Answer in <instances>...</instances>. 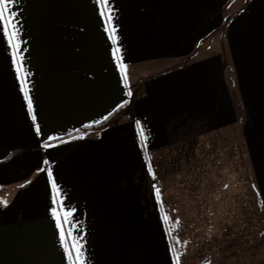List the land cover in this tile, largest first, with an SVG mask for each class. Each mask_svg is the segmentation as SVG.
<instances>
[{
  "label": "crops",
  "instance_id": "crops-1",
  "mask_svg": "<svg viewBox=\"0 0 264 264\" xmlns=\"http://www.w3.org/2000/svg\"><path fill=\"white\" fill-rule=\"evenodd\" d=\"M207 4L14 0L6 5L16 14L19 49L0 30V201L6 202L0 203V264H70L65 248L73 245L81 249L79 264H175L177 257L186 264L189 234L198 231L197 221L205 222L207 211L231 215L236 223L246 220L252 176L259 182L264 175V0L231 6L223 18L229 66L218 53L170 68L151 70L147 63L141 71H127L132 91L112 55L119 47L123 63L131 66L187 56L222 24L218 9L209 11ZM5 20L12 17L5 13ZM4 30L13 31L7 23ZM18 75L27 78L31 112ZM238 102L248 166L236 145L224 139L239 122ZM142 129L147 140L139 135ZM256 136L260 162L254 173ZM220 176L217 187L214 177ZM205 182L213 203L204 202ZM179 183L188 192L178 209L170 186ZM258 193L264 215V180ZM227 195L231 204L218 209L216 203ZM189 201L197 202L196 212L186 211ZM230 228L194 242L208 255L197 264H264V245L208 258L213 242L222 250L237 247L227 235L238 231ZM243 230L241 242L250 238L247 226ZM76 256L72 250L71 261Z\"/></svg>",
  "mask_w": 264,
  "mask_h": 264
},
{
  "label": "rangeland",
  "instance_id": "rangeland-1",
  "mask_svg": "<svg viewBox=\"0 0 264 264\" xmlns=\"http://www.w3.org/2000/svg\"><path fill=\"white\" fill-rule=\"evenodd\" d=\"M231 1V3H230ZM239 4L237 5V0H204V2L208 3V9L209 11H212L214 8H217L218 11L220 12L219 19L222 18V24L219 28H214L211 29L209 32H207L208 34H206L205 36V40L204 42L202 41H198L196 42L194 49L192 50L190 48L189 54L187 56H180V57H176L173 60V63H171L168 59L163 60L158 62V64H154L153 65V61L150 62H146V60H142L138 63H135L133 66H131V64H126L127 65V71H129L131 68H134L136 71H141L144 67H146L147 63H151L152 67L150 68L151 70L153 69V66L155 69H161L162 67H175L176 65L188 62L194 58H200L203 56H208L214 53H218L220 55L223 56V62H224V66H229V60H228V49H227V44H226V39H225V28L223 26L224 22H223V18L228 17L230 15V12H232L231 6H236L233 8L234 9H238L239 6L243 5V2L245 0H238ZM229 3L231 4V6H229ZM219 25V24H218ZM187 54V53H184ZM227 55V56H226ZM171 64V65H170ZM137 75V74H136ZM135 75V76H136ZM139 76V75H138ZM128 81V85L130 86V89L133 91L134 85L135 83L132 81V78H130V76H128L127 78ZM136 81V80H135ZM237 105V109H238V113H239V122L238 124H236L234 127L230 128V135L226 136L224 139L228 140L227 145L230 143L232 145V147H235V153L238 155V157H241V160L244 161V157H246V161H247V166L250 165L249 163V153L246 150V146H245V139L243 137L242 134V125H243V121L241 120L242 117V111L241 108L243 107L242 104H236ZM257 109V108H256ZM196 142H189L187 143V145L189 146L194 144ZM204 143V142H203ZM260 143V139L259 136L255 137V143L253 146V165H254V173L256 170V167H259V146ZM252 150V148H251ZM249 156V157H248ZM264 170V169H263ZM248 171H247V177H248ZM163 174V181H166L167 178L164 174V172L162 171ZM239 176V173H238ZM217 187L222 186V182H223V178L222 176H220L219 178L214 177ZM256 180L258 182V177L256 175L253 174L252 176V200L249 202L248 204V208L247 209V214H246V220H244L241 224L240 220H237L238 223H236L235 218L231 215H229L228 217H225V211H222V215H224L223 217L220 216V212L217 211H207V213H209V215H207L205 217V222H198L197 221V226L199 227L198 231L196 233H192L189 234V245L190 248L188 250L189 255L188 257L185 259V263L186 264H197V262H200L204 257L208 256L207 253L202 255L203 252H205L204 250L198 251V246L196 245V243H194L195 241H199V243H201L204 240H210L214 237L218 236V230H222V226L226 227L227 229L230 228L233 231H238L237 235L235 234H231V235H227V238H230L231 243H236L237 247L231 248H225L226 250H222L217 246L216 242H213L212 245L210 247V255L211 257H208L209 259H213L214 257H216V255L214 256V254H225V255H230L231 253H245L248 252V250L250 249H257L260 248L261 245H264V233L260 234L262 231H260V229L262 228V226L264 225V215H263V211H262V205L260 207V209H257L256 204L254 203L255 201V192L258 190L260 192L261 189V182L264 180V175H261V179L258 182V187L259 189L257 190V186H256ZM172 180V178H170L168 180V182L170 183ZM195 182V181H194ZM254 188L256 191H254ZM171 192L176 195L174 202L177 205V208H180L181 205V201H180V197H182V195H187L186 192L187 189L183 184H178V185H172L170 186ZM209 189V186L207 185V182L204 183V187H203V192L205 191V193L207 192V190ZM244 190L242 189V192ZM237 194L241 193L240 189H237ZM210 193L207 192L205 194V203H209L212 201H209V197H210ZM259 196V193H258ZM259 200H260V196H259ZM261 202V200H260ZM213 203V202H212ZM228 203L231 204V200H229V196H225L219 203H216L219 205L218 209H222L224 210L225 207L228 206ZM188 206H186V211L188 212H196V205L197 202L196 201H189L186 203ZM239 208V205H236ZM195 208V209H194ZM250 210H251V217L249 216L250 214ZM233 211V212H232ZM231 212L234 213V210H232ZM238 211V210H237ZM257 211V212H256ZM198 219V215L196 217H193L192 221L197 220ZM186 222L189 223L188 219H186ZM247 226V234L250 236V238H247V240H243V242L240 241V239H242V235L244 236L243 232L245 229V227ZM201 227V228H200ZM250 233V234H249ZM193 243V244H191ZM187 244V245H188ZM214 247V248H213ZM198 253V254H197Z\"/></svg>",
  "mask_w": 264,
  "mask_h": 264
},
{
  "label": "snow or ice",
  "instance_id": "snow-or-ice-1",
  "mask_svg": "<svg viewBox=\"0 0 264 264\" xmlns=\"http://www.w3.org/2000/svg\"><path fill=\"white\" fill-rule=\"evenodd\" d=\"M13 2H14V0H0V30H3L4 36L6 38H8L9 44L11 46H15L17 49H19V45H15L14 44V42H15V40L17 38V35H18V31H19L17 29L16 23L13 22L14 19H15V15L16 14L13 13L10 9H8L6 7L7 4L13 3ZM97 3L98 4L107 5L109 3V0H97ZM5 13H7L9 17H12V20L6 21L5 20ZM100 15L102 17H104L105 13L101 12ZM107 20L109 22L112 20V14L111 13L107 16ZM5 23L10 25L11 28L13 29L11 34H9V32L7 30H4ZM105 31H107V28L105 29ZM115 31H116L115 28H113V30H112L113 35L110 36V39L112 40V42L114 44L117 42V37L115 36ZM112 55H113L114 60L118 61V64H117L118 69L122 70V73H123L122 79L126 80L127 79V65L123 63L121 49L119 47H116L114 49ZM15 62L16 61L14 59L13 63H15ZM22 71H24L23 66H21L20 68L17 69L18 73L22 72ZM17 79L22 85L21 86V91L24 94V98H25V100L27 102L28 109L31 112L32 111L33 101H32L31 96L29 95L30 89H28V86H27V78L25 77L24 79H21V77L18 75ZM129 95H131V93H129ZM32 119H33V121H35V119H36L35 115H33ZM105 119H107V117H105ZM39 131H40V129H39V127H37V132H39ZM145 133H146V130L142 129L141 132L139 133V135L144 137L145 140H147L148 136ZM50 139H51V137H50ZM48 146L52 147L53 145H48ZM45 163H47V161H45ZM149 171L150 172L152 171L151 167H149ZM48 175H49V177H51L52 173L49 172ZM53 187H55V182H53ZM159 192H160V189L157 188L156 189L157 196H159ZM0 203H6V202L5 201H0ZM53 214H54V217L56 219L57 228H58V230H60L61 241H63L65 237H64V233H63V231L61 229V223L62 222H61L59 216L56 214V209H53ZM165 219H167V217H165ZM176 223L179 224V221H177ZM72 250H74L77 253L75 261H71V251ZM80 251H81V249L79 247H77L76 245H73L71 250L65 248V252L69 256V259H70V264H79ZM175 264H179V257H177V260L175 261Z\"/></svg>",
  "mask_w": 264,
  "mask_h": 264
},
{
  "label": "trees",
  "instance_id": "trees-1",
  "mask_svg": "<svg viewBox=\"0 0 264 264\" xmlns=\"http://www.w3.org/2000/svg\"><path fill=\"white\" fill-rule=\"evenodd\" d=\"M254 191H256L255 190V188H254ZM255 194V201H254V203L256 204V206H257V209H260V207H261V202H260V200H259V196H258V193H257V191L254 193ZM257 212V211H256ZM264 222V221H263ZM260 231H262L260 234H262V233H264V225L262 226V228L260 229ZM175 247V246H174Z\"/></svg>",
  "mask_w": 264,
  "mask_h": 264
}]
</instances>
